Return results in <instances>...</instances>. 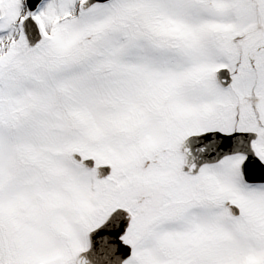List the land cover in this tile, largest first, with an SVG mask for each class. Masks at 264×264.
<instances>
[{"label": "snow or ice", "instance_id": "obj_1", "mask_svg": "<svg viewBox=\"0 0 264 264\" xmlns=\"http://www.w3.org/2000/svg\"><path fill=\"white\" fill-rule=\"evenodd\" d=\"M0 264H264V0H0Z\"/></svg>", "mask_w": 264, "mask_h": 264}]
</instances>
